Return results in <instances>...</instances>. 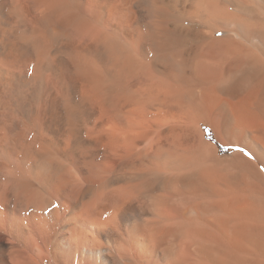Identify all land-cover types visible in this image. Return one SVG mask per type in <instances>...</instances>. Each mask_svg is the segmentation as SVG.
<instances>
[{"label":"bare ground","instance_id":"6f19581e","mask_svg":"<svg viewBox=\"0 0 264 264\" xmlns=\"http://www.w3.org/2000/svg\"><path fill=\"white\" fill-rule=\"evenodd\" d=\"M0 264H264V0H0Z\"/></svg>","mask_w":264,"mask_h":264},{"label":"rangeland","instance_id":"374dc122","mask_svg":"<svg viewBox=\"0 0 264 264\" xmlns=\"http://www.w3.org/2000/svg\"><path fill=\"white\" fill-rule=\"evenodd\" d=\"M205 131H206V137L207 138H209V139H211L212 137H213V132H212V130H209V129H205ZM216 141V140H215ZM217 142V144H218V146L220 147V153H230V152H232L233 150H235L236 148L235 147H233V148H231V147H229V146H226V145H223L221 142H219V141H216ZM222 146V147H221Z\"/></svg>","mask_w":264,"mask_h":264},{"label":"trees","instance_id":"16d2710c","mask_svg":"<svg viewBox=\"0 0 264 264\" xmlns=\"http://www.w3.org/2000/svg\"><path fill=\"white\" fill-rule=\"evenodd\" d=\"M222 147V146H221Z\"/></svg>","mask_w":264,"mask_h":264}]
</instances>
